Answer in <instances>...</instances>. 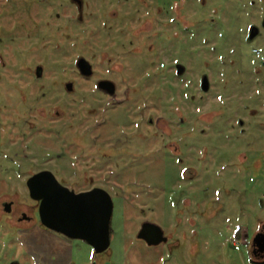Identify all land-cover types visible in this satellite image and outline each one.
I'll use <instances>...</instances> for the list:
<instances>
[{
  "label": "flooded vegetation",
  "instance_id": "obj_1",
  "mask_svg": "<svg viewBox=\"0 0 264 264\" xmlns=\"http://www.w3.org/2000/svg\"><path fill=\"white\" fill-rule=\"evenodd\" d=\"M263 115L264 0H0V222L27 246L28 221L72 239L42 224L32 177L76 192L102 188L114 208L115 198L151 208L154 163L175 167L170 182L163 168L166 199L181 176H197L202 132L213 137L232 119L258 153ZM180 201L179 213L193 217L196 203L186 210L192 200ZM147 234L160 237L152 227ZM161 239L142 240L163 261L181 240L165 230ZM42 241L34 242L40 264H74L67 241Z\"/></svg>",
  "mask_w": 264,
  "mask_h": 264
},
{
  "label": "rangeland",
  "instance_id": "obj_2",
  "mask_svg": "<svg viewBox=\"0 0 264 264\" xmlns=\"http://www.w3.org/2000/svg\"><path fill=\"white\" fill-rule=\"evenodd\" d=\"M210 99L212 97L207 98L205 107ZM220 105L224 104L215 105L212 109H228ZM260 117L258 120L263 123L264 136V115ZM231 120L228 128L222 129L226 124L221 122L223 126L216 128V132L212 130L213 137L201 133V159L193 163L197 176L194 180L181 176L177 195L169 188L167 198H161V185L165 178L163 168L171 173L170 182L175 178L172 175L174 165L154 163L150 177L157 181L158 186H154L152 194L159 197L152 195L148 199L152 209L147 207L148 204L141 208L140 198H115L111 244L107 251L97 254L87 241L79 238L65 240L34 221L25 222L26 227L22 228V232L25 230V242L29 243L27 246L23 238H18L17 230L3 220L0 222V264H14L16 261L20 264H40L35 256L39 250L34 243L37 237L42 242L67 241L74 264H254L248 242L264 222V137L257 148L258 153H255L252 140L241 136L237 138L239 127L232 128ZM237 120L238 116L235 117ZM201 127L210 132L207 123L202 122ZM205 154L207 157H204ZM257 161L259 163L255 164ZM182 168L185 166L180 167L181 171ZM6 183H0V191L6 192ZM18 186L23 191L20 200L25 203L20 204L21 208L30 213L27 203L33 204L34 200L29 196L25 183ZM182 198L192 200V206L186 210L194 208L196 203L193 217L187 211L179 213L183 206ZM36 216L39 219V214ZM145 219L161 226L167 234L172 233L173 238L180 237V245L164 249L163 261L155 255L154 247L138 237L140 223ZM240 229L243 236H240ZM246 233L247 242L244 240Z\"/></svg>",
  "mask_w": 264,
  "mask_h": 264
},
{
  "label": "water",
  "instance_id": "obj_3",
  "mask_svg": "<svg viewBox=\"0 0 264 264\" xmlns=\"http://www.w3.org/2000/svg\"><path fill=\"white\" fill-rule=\"evenodd\" d=\"M207 89L208 87L205 88ZM43 175L38 174L29 180L32 197L40 201L42 224L71 238L87 241L97 254L107 251L111 244L114 209L111 195L102 188L76 192L63 187L55 180L42 183ZM150 227L156 229L160 235L159 239L151 238L147 234ZM163 235L162 227L152 222H146L138 233L139 238L147 240L150 244L160 243ZM252 246L255 255L264 256V225L254 235Z\"/></svg>",
  "mask_w": 264,
  "mask_h": 264
},
{
  "label": "crops",
  "instance_id": "obj_4",
  "mask_svg": "<svg viewBox=\"0 0 264 264\" xmlns=\"http://www.w3.org/2000/svg\"><path fill=\"white\" fill-rule=\"evenodd\" d=\"M263 224H264V222H262V224L260 225L259 230L262 229ZM259 230H258V231H259ZM258 231H257V232H258ZM241 233H242V232H241ZM245 236H248V234L246 233ZM235 237H236V236H235ZM248 244L251 246V254H252V255H251V259H252V262H253L254 264H262V263L264 262V256L255 255L254 252H253V246H252L251 241H249Z\"/></svg>",
  "mask_w": 264,
  "mask_h": 264
},
{
  "label": "built area",
  "instance_id": "obj_5",
  "mask_svg": "<svg viewBox=\"0 0 264 264\" xmlns=\"http://www.w3.org/2000/svg\"><path fill=\"white\" fill-rule=\"evenodd\" d=\"M244 240L247 242L248 241V236H245L244 237Z\"/></svg>",
  "mask_w": 264,
  "mask_h": 264
},
{
  "label": "trees",
  "instance_id": "obj_6",
  "mask_svg": "<svg viewBox=\"0 0 264 264\" xmlns=\"http://www.w3.org/2000/svg\"><path fill=\"white\" fill-rule=\"evenodd\" d=\"M262 264H264V262Z\"/></svg>",
  "mask_w": 264,
  "mask_h": 264
}]
</instances>
